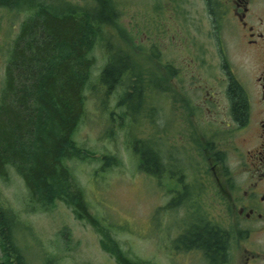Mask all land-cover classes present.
Listing matches in <instances>:
<instances>
[{
  "label": "flooded vegetation",
  "instance_id": "1",
  "mask_svg": "<svg viewBox=\"0 0 264 264\" xmlns=\"http://www.w3.org/2000/svg\"><path fill=\"white\" fill-rule=\"evenodd\" d=\"M203 2L213 46L208 57L204 38L171 36L164 59L152 50L151 69L128 62L129 73L124 71L108 92L118 88L117 106L131 121L134 112L145 111L142 92L148 90L133 81L150 84L152 116L146 109L141 120L153 132L151 152L160 167L152 176L155 188L166 192L167 207L193 216L170 229L169 263L264 264V0ZM158 77L165 83L161 89ZM161 129L165 140L157 133ZM175 129L186 135H181L185 151L178 160ZM233 142L240 146L228 156L223 146ZM168 145L163 153L161 146ZM212 211L215 215L205 218ZM191 225L214 231V253L190 242Z\"/></svg>",
  "mask_w": 264,
  "mask_h": 264
},
{
  "label": "rangeland",
  "instance_id": "2",
  "mask_svg": "<svg viewBox=\"0 0 264 264\" xmlns=\"http://www.w3.org/2000/svg\"><path fill=\"white\" fill-rule=\"evenodd\" d=\"M73 1L82 5L89 2ZM109 1L116 16L111 27L95 37L90 50L94 64L84 89L85 114L73 133L79 147L98 157L67 158L64 162L83 191L88 213L101 221L124 256L139 264H170L166 247L169 231L175 229L177 221L186 217L191 220L193 216L192 213L183 216V210L167 207L166 192L162 187L156 191L153 177L139 168L141 143L151 144L150 135H153L150 124L141 120L146 109L147 117L152 116L151 90L147 87V92L141 94L146 97L145 111L134 112L136 116L132 117L137 121L129 115L130 121L122 114L123 108L117 106V97L114 98L118 88L104 93L98 76L110 53L122 51L132 64H139L143 70L151 69L152 50L157 51L159 60L164 59L171 36L175 40L186 36L193 42L204 38L208 57L213 52L207 36L210 25L203 0ZM28 15V11L0 7V87L10 47ZM156 82L159 89L165 87L160 77ZM157 133L165 140V130ZM183 133L180 129L174 130L175 160L185 151ZM235 145L240 146L237 142L224 145L225 154L234 152ZM167 147L170 145L161 146L163 153H168ZM189 151L190 155L194 154L193 149ZM102 154L112 157L116 163L104 167L99 159ZM5 172L4 176L0 175V207L14 217L16 225L11 228V239L24 264H118L101 247V234L77 217L71 205L56 200L53 205L43 207L31 199L22 177L13 167L8 166ZM214 215L212 211L205 218ZM197 217L204 215L197 214ZM1 248L0 257H3Z\"/></svg>",
  "mask_w": 264,
  "mask_h": 264
},
{
  "label": "trees",
  "instance_id": "3",
  "mask_svg": "<svg viewBox=\"0 0 264 264\" xmlns=\"http://www.w3.org/2000/svg\"><path fill=\"white\" fill-rule=\"evenodd\" d=\"M109 3L0 0V7L29 12L10 47L0 87V175H5L8 166L13 167L33 201L49 207L63 200L77 217L101 234V247L118 264H139L124 256L101 221L88 213L83 191L64 162L67 158L98 157L79 147L73 133L85 114L84 89L94 64L90 50L95 37L110 28L116 16ZM125 53H110L102 67L98 82L104 93L124 71L129 73ZM131 74L135 76L133 69ZM147 80L142 83L136 79L133 83L149 88ZM141 145L139 168L154 176L160 167L150 142L143 141ZM99 159L104 167L116 163L108 155H99ZM14 225L13 215L0 207V264H24L12 243ZM190 234L194 236H190V242L202 244L214 253L215 233L210 227L192 230L191 225Z\"/></svg>",
  "mask_w": 264,
  "mask_h": 264
},
{
  "label": "bare ground",
  "instance_id": "4",
  "mask_svg": "<svg viewBox=\"0 0 264 264\" xmlns=\"http://www.w3.org/2000/svg\"><path fill=\"white\" fill-rule=\"evenodd\" d=\"M209 227V226H208Z\"/></svg>",
  "mask_w": 264,
  "mask_h": 264
}]
</instances>
